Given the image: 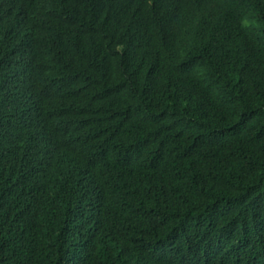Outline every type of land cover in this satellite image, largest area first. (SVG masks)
I'll return each instance as SVG.
<instances>
[{"label":"trees","instance_id":"trees-1","mask_svg":"<svg viewBox=\"0 0 264 264\" xmlns=\"http://www.w3.org/2000/svg\"><path fill=\"white\" fill-rule=\"evenodd\" d=\"M69 1L0 9V264H264V0H114L91 56ZM23 85L46 159L12 134Z\"/></svg>","mask_w":264,"mask_h":264},{"label":"clouds","instance_id":"clouds-1","mask_svg":"<svg viewBox=\"0 0 264 264\" xmlns=\"http://www.w3.org/2000/svg\"><path fill=\"white\" fill-rule=\"evenodd\" d=\"M113 1L72 0L65 3L63 10L68 13L69 18L64 27L63 37L72 40L82 52L91 56V44L84 36V26L91 25L101 28L110 18ZM29 6L36 7L38 10L35 17L31 20L39 23H49L51 21L55 11L54 6L40 8L35 5H29L26 0H14V2L12 0H0V9L6 12L13 20L15 19L9 14V9ZM99 11H103L104 15L98 16ZM19 22L26 23L28 21L20 20ZM11 101L14 108L18 111L12 134L17 137L19 148L29 156L46 159L43 149L49 133V122L43 109L46 103L44 94L33 86L23 85L15 88L11 95ZM54 198L55 192L50 188V201L48 204ZM34 214L26 217H16L9 222L21 223L31 218Z\"/></svg>","mask_w":264,"mask_h":264},{"label":"bare ground","instance_id":"bare-ground-1","mask_svg":"<svg viewBox=\"0 0 264 264\" xmlns=\"http://www.w3.org/2000/svg\"><path fill=\"white\" fill-rule=\"evenodd\" d=\"M96 201V200H95Z\"/></svg>","mask_w":264,"mask_h":264}]
</instances>
